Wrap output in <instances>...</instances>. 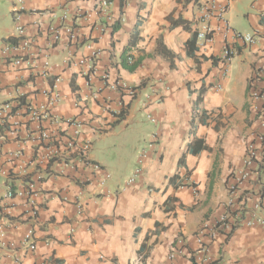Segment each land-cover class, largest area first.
Here are the masks:
<instances>
[{
	"label": "crops",
	"instance_id": "1",
	"mask_svg": "<svg viewBox=\"0 0 264 264\" xmlns=\"http://www.w3.org/2000/svg\"><path fill=\"white\" fill-rule=\"evenodd\" d=\"M14 2L0 0V108L12 103L18 111L19 100L46 105L57 92L61 102L51 116L76 120L82 129L70 149L73 130L66 125L39 126L20 112L0 123V264H264V225H244L264 219V208H256L264 189V99L258 114L250 82L264 65V0L227 7L226 0H116L103 16L98 0H25L19 22L32 43L28 52L11 49ZM211 5L223 13L207 12ZM203 26L211 30L204 43ZM193 31L196 58L184 47ZM235 33L254 36L255 45ZM227 45L236 55L224 77ZM94 55L91 69L79 64ZM18 59L25 63L16 66ZM118 81L135 95L112 90ZM40 127L58 144L41 145ZM194 138L210 150L192 155ZM252 143L256 165L243 179ZM85 144L90 150L81 158ZM140 160L141 175L127 184ZM106 173L111 179L100 186ZM174 175L196 186L176 188L169 184ZM28 183L35 185L33 208L7 196ZM226 212L240 218L214 232ZM202 228L206 255L197 242ZM30 230L34 251L25 243Z\"/></svg>",
	"mask_w": 264,
	"mask_h": 264
},
{
	"label": "built area",
	"instance_id": "2",
	"mask_svg": "<svg viewBox=\"0 0 264 264\" xmlns=\"http://www.w3.org/2000/svg\"><path fill=\"white\" fill-rule=\"evenodd\" d=\"M116 0H98V4L96 6V11L97 13H99L100 15H107L111 9V7L113 6L114 2ZM236 0H226V5L225 7L228 6V4H231L232 2H234ZM24 4H25V0H15L14 2V10H13V14L16 17L17 23H16V27H15V38L17 40V43L14 44L13 47H11V49L15 50V51H22V52H28L29 49L31 48V41L26 38V30L25 27L20 24L19 19H20V15L22 13V11L24 10ZM218 10L219 12L223 13L224 8H220L217 7L216 5H211L209 8H206V11L209 12L210 10L214 9ZM263 17H264V12H263ZM54 39H58V34L59 32L57 30H52ZM210 36H211V30L209 29L208 26H203L201 31L198 33V39L199 41H201L202 43L207 42L210 40ZM235 38L240 40L243 44L245 45H255L256 43V39L254 36L252 35H248V34H239V33H235ZM8 51V49L6 50ZM236 55V49L233 46L227 45L224 47L223 51H222V55H221V62L223 65V75L224 77L228 76L229 73V64L232 61V58H234V56ZM96 55L83 59L79 62L80 65H86L89 69H91L92 64L94 63ZM16 66H21L25 63V61L23 59H18L14 61ZM57 83L60 82V79H58L56 81ZM251 82V98L256 101V106H255V110L258 111V114L260 113V108L261 106L260 101H262V99H264V65H262L260 67V69H258V71H256L253 75V77L250 80ZM112 90H124L126 91L129 95L134 96L136 93V90L134 88H132L131 86L126 85L123 82H116L114 84L111 85ZM221 86H217L218 90H221ZM61 102V96L59 93H55L53 95L52 98H50V100L48 101V103L46 105L41 104V105H36V106H30L27 103L25 105H22L19 110L15 111L14 107L12 105V103H5L1 106L0 108V123L2 125H6L8 123H10V121L14 118L15 114H18L20 112V114L25 113L27 115V117H29V121L31 123H35L39 126H42V123H44L45 121H51L53 124L58 125V124H63L68 126L69 128H71L73 130V137L69 138L68 142V147L71 148H75L77 145V139L79 138V136L81 135V129H82V125L81 123H79L76 120L73 119H68V120H60L58 118L52 117L50 114V109L55 106L56 104ZM263 107V106H262ZM261 117L262 119H264V111H261ZM150 121L154 122V120L149 117L148 118ZM58 137H55L53 135H51V133H49L48 131H45L44 129H42V127L39 128V137H38V142L41 145H48V144H55L57 145L58 142L60 140H58ZM261 140V139H260ZM262 142V146H264V141H260ZM90 150V146L88 144L82 145L80 149H78V153H79V157L81 158H85L87 152ZM23 153L22 152H17L15 153V157L16 158H20L22 157ZM56 155H59L58 152L55 153H50V155H48V157H50V159L52 157H55ZM61 158L66 156V154H60ZM142 157H145V152L142 151ZM256 160H257V154H256V149L254 148L253 143L249 144L247 146L246 149V155L243 159V163H242V173H241V177L243 179H247L250 176V173L252 172L253 167H255L256 165ZM264 169V168H263ZM0 172H2V169L0 168ZM142 173V160L139 161L138 165L135 167L134 171L132 172L131 176L127 179V184H134L136 182V179L138 178L139 175H141ZM111 179V174L106 173L99 181L100 186H104L109 180ZM238 184V182H236L235 184H232L230 186V190L231 192H234L236 189V185ZM34 189H35V185L32 183H28L26 184V187L20 191L17 192H12L10 191L8 193V197H15L18 196L20 198H25L29 201L30 206L33 208L36 205V202L34 200ZM256 208H264V189L261 193V199L258 205H256ZM35 211V210H34ZM33 211L32 215L35 214V212ZM238 218H240V215L237 214L235 215V217L233 218L232 215L228 212H226L225 214H223L216 222L215 226L213 227V231H217V228H220L221 230H230L232 228V223L233 221H237ZM235 219V220H234ZM244 225L247 227H254L256 225H264V219L262 218H257V217H253L249 220H245L244 221ZM205 229L202 228L199 231V235L200 237L198 238V245L200 246V252L203 253V255L207 254V246L203 243V239L202 236L204 234ZM0 237L4 238L5 234H4V228H0ZM34 233L33 230H30L27 232L26 236H25V243L29 245V249L31 251L36 250V246L33 243L32 239H33ZM174 257V252L172 251V254L170 255V259H173ZM41 264H45V263H41Z\"/></svg>",
	"mask_w": 264,
	"mask_h": 264
},
{
	"label": "trees",
	"instance_id": "3",
	"mask_svg": "<svg viewBox=\"0 0 264 264\" xmlns=\"http://www.w3.org/2000/svg\"><path fill=\"white\" fill-rule=\"evenodd\" d=\"M172 24L174 26L176 25H181V24H185L184 21L180 20V21H173L172 20ZM188 26V25H186ZM186 28H189V27H186ZM135 36V34H134ZM136 44V41H132L129 43V48L131 47H134ZM185 49L187 51V55L189 57H192V58H196V52L198 51V40H197V31H193L192 33V38L185 44ZM171 56H174L171 54ZM135 67H132L130 70H134ZM249 88V87H248ZM204 90L201 91V94L203 93ZM202 101V97L201 95L198 97V101L196 104H200ZM26 102L24 101H20L19 100V107L20 108L22 105H25ZM117 116V115H116ZM120 115H118L117 117L119 118ZM195 121L193 120L192 122V126H194V123ZM200 122L202 123L203 121L200 119ZM190 153L194 156H198L200 155L203 151H209L210 148L204 144V141H202L201 139H197V138H194L190 145ZM184 162H185V159L184 157L180 160V166H183L184 165ZM169 184L171 185H174V187L178 188V187H195L196 184L195 183H185L183 180H180L179 179V176L178 175H174L172 178H170L169 180Z\"/></svg>",
	"mask_w": 264,
	"mask_h": 264
},
{
	"label": "rangeland",
	"instance_id": "4",
	"mask_svg": "<svg viewBox=\"0 0 264 264\" xmlns=\"http://www.w3.org/2000/svg\"><path fill=\"white\" fill-rule=\"evenodd\" d=\"M237 125H239V123H236ZM255 134V133H254ZM251 135H253V132H252V134Z\"/></svg>",
	"mask_w": 264,
	"mask_h": 264
}]
</instances>
